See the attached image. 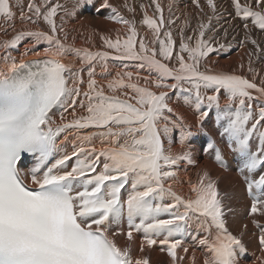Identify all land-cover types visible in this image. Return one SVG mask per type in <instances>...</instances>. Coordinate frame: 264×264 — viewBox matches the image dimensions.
Returning a JSON list of instances; mask_svg holds the SVG:
<instances>
[{"label":"snow or ice","instance_id":"6c2138e0","mask_svg":"<svg viewBox=\"0 0 264 264\" xmlns=\"http://www.w3.org/2000/svg\"><path fill=\"white\" fill-rule=\"evenodd\" d=\"M94 2L0 0V264H153L156 250L198 264L196 248L202 264H240L250 225L264 264V0H192L195 27L179 0L167 16L160 0H99L123 31L79 32L77 46L69 24ZM234 44L251 46L247 65L218 67ZM198 137L225 172L221 143L236 157L239 235L221 177L204 169L176 190Z\"/></svg>","mask_w":264,"mask_h":264},{"label":"bare ground","instance_id":"6f19581e","mask_svg":"<svg viewBox=\"0 0 264 264\" xmlns=\"http://www.w3.org/2000/svg\"><path fill=\"white\" fill-rule=\"evenodd\" d=\"M61 2H65V0H61ZM74 0H66V3L69 7H71ZM114 4L117 6L121 5L122 0H111ZM138 2V0H137ZM160 2L165 7V16L168 15L167 13V4L169 0H160ZM203 2V0H202ZM223 5L227 7V0H221ZM99 3V0H95L94 4L91 6H86L83 8L79 14L77 20H72L69 24L70 29H76L78 31L73 32L74 35L77 36L76 44L77 46L84 47L88 46L86 41L82 39L79 35V32H83L85 36H87L92 28H97L100 31H108L110 29H121L123 31V27L121 25H117L113 22H110L105 19V16L108 15L107 10H105L102 14H99L97 12L96 5ZM180 4V10L177 11V15H181V12H190L192 15V25L195 27L196 19L199 18L201 14L198 13V11L195 9L194 5H192V0H179ZM187 6V7H185ZM207 11V8L205 9ZM231 11V9H229ZM124 14H128L126 11H124ZM139 16H137V19L139 20ZM183 19V17H181ZM113 36L115 33H112ZM191 34V33H189ZM239 39V37L237 38ZM95 46H100L99 38H95ZM251 46H247L245 48H240L238 45L233 46V48L230 50V52L225 56L221 55L219 57V65L220 68L225 69H236L237 65L241 61V58L243 57L245 65H247V56L246 53L249 50ZM22 50V49H21ZM30 59H34L35 57H29ZM258 69L264 71V64L256 63L255 65ZM144 75H147V73H143ZM173 105H176V96L178 93L176 92H170L169 93ZM182 112H186L189 115V121L191 122L194 120V116L191 115L190 110L180 107L179 109ZM208 132L211 134V136L215 137L219 143V137L216 135V130L214 128L213 122L209 121L206 122L205 125ZM174 137H178V132L174 133ZM208 137H198L195 139L193 143L194 150L197 153V160L198 164L196 166H185L182 165L180 169V180L182 183L180 185L176 186V190L180 192L181 194L187 196L189 195V186L187 181L190 179L191 181L195 182L199 178V174L202 170L207 169L209 170L213 176L221 177V190L228 192L231 196V199L228 200V203L230 206L234 209V214H229L228 216V227L232 230V233L239 235L240 233V226L241 224L247 222L246 216L247 212L249 210L250 206V200L245 196L244 192V186L240 182L239 178L236 175L235 167H236V157L233 153L229 152L227 147L221 143V147L225 154V159L227 160L230 171L225 172L224 170L220 169L218 165H216L214 159L204 154V152L201 151V147L203 144L206 143ZM176 150H179L178 143L174 145ZM257 230L252 228L250 225V230L244 235L243 241L250 249L248 250L246 254L241 259L240 264H256V256L259 255L258 250V243L256 240L255 235H253L254 232ZM197 235V231L195 226H193L191 229H189V233L186 237V243L190 246V251L192 250L191 246L194 245L195 241L193 239L194 236ZM199 235H203V233H200ZM141 238L138 236V239ZM197 257H198V264H202V258H203V252L201 249L196 248L195 249ZM138 253L134 250V255H137ZM153 264H164L166 261V257L160 253L158 250L154 251L152 254Z\"/></svg>","mask_w":264,"mask_h":264},{"label":"rangeland","instance_id":"374dc122","mask_svg":"<svg viewBox=\"0 0 264 264\" xmlns=\"http://www.w3.org/2000/svg\"><path fill=\"white\" fill-rule=\"evenodd\" d=\"M229 230L232 232V230L229 228ZM234 234V233H233ZM234 235H236V234H234ZM246 245V244H245ZM247 247V246H246ZM247 249H248V247H247ZM249 251H250V249H248Z\"/></svg>","mask_w":264,"mask_h":264}]
</instances>
